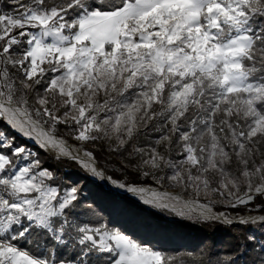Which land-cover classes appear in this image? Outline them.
Returning a JSON list of instances; mask_svg holds the SVG:
<instances>
[{
	"label": "snow or ice",
	"instance_id": "1",
	"mask_svg": "<svg viewBox=\"0 0 264 264\" xmlns=\"http://www.w3.org/2000/svg\"><path fill=\"white\" fill-rule=\"evenodd\" d=\"M41 152L247 231L141 240ZM0 264H264V0H0Z\"/></svg>",
	"mask_w": 264,
	"mask_h": 264
},
{
	"label": "trees",
	"instance_id": "2",
	"mask_svg": "<svg viewBox=\"0 0 264 264\" xmlns=\"http://www.w3.org/2000/svg\"><path fill=\"white\" fill-rule=\"evenodd\" d=\"M6 3V0H5ZM70 142L74 143L70 140ZM97 163L108 165L107 174L120 178L122 173L109 163L118 158L111 157L102 148L94 149ZM41 159L60 176H68L83 187V195L89 202L102 209L101 215L110 218L112 223L125 228L141 240L160 244L166 248L197 249L199 246H214L212 251H225L236 243V237L244 232L220 222L202 221L196 218H180L165 211L143 204L130 195L107 189L102 183L93 180L78 164L71 160H56L50 153L41 152ZM130 177L124 176L127 180ZM134 179V177H131ZM143 180V178H141ZM151 184V182H147ZM214 260L215 257H212Z\"/></svg>",
	"mask_w": 264,
	"mask_h": 264
},
{
	"label": "bare ground",
	"instance_id": "3",
	"mask_svg": "<svg viewBox=\"0 0 264 264\" xmlns=\"http://www.w3.org/2000/svg\"><path fill=\"white\" fill-rule=\"evenodd\" d=\"M106 175H108V174H106ZM93 177V176H92ZM95 180H97V181H100V182H102L103 184H105L108 188H110V189H112V190H115V191H117L118 193L120 192V193H126L127 195H132V197H134V198H137V199H139L137 196H134L132 193H129V192H127L126 190H124V189H120V188H117L116 186H114L113 184H111L109 181H107V180H101V179H99V178H96V177H93ZM171 191H174V190H171ZM254 215V214H253Z\"/></svg>",
	"mask_w": 264,
	"mask_h": 264
},
{
	"label": "water",
	"instance_id": "4",
	"mask_svg": "<svg viewBox=\"0 0 264 264\" xmlns=\"http://www.w3.org/2000/svg\"><path fill=\"white\" fill-rule=\"evenodd\" d=\"M50 154H52V153H50ZM53 155V154H52ZM90 175V174H89ZM90 177L93 179V180H95L91 175H90ZM95 181H97V180H95ZM98 182H100V181H98ZM100 183H102V182H100ZM103 184V183H102ZM107 189H109V190H112V189H110V188H108L105 184H103ZM112 191H114V192H117V191H115V190H112ZM123 194H126V193H123ZM132 196V195H131Z\"/></svg>",
	"mask_w": 264,
	"mask_h": 264
},
{
	"label": "rangeland",
	"instance_id": "5",
	"mask_svg": "<svg viewBox=\"0 0 264 264\" xmlns=\"http://www.w3.org/2000/svg\"><path fill=\"white\" fill-rule=\"evenodd\" d=\"M70 142V141H69ZM70 143H72V142H70ZM107 174V173H106ZM148 185H151V184H148ZM149 206V205H148ZM151 207V206H150ZM166 213H168V214H170V215H172L171 213H169V212H167V211H165ZM252 214H255V213H252ZM192 218H195V217H192ZM253 231H256V233H257V235L259 236V231H257L256 229H253Z\"/></svg>",
	"mask_w": 264,
	"mask_h": 264
}]
</instances>
